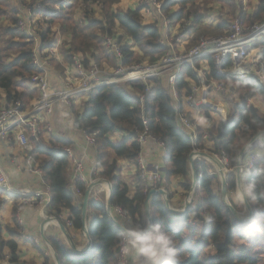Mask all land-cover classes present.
I'll use <instances>...</instances> for the list:
<instances>
[{
  "label": "trees",
  "instance_id": "obj_1",
  "mask_svg": "<svg viewBox=\"0 0 264 264\" xmlns=\"http://www.w3.org/2000/svg\"><path fill=\"white\" fill-rule=\"evenodd\" d=\"M203 1L164 0L162 14L170 24L179 23L189 17L194 18V24H197L201 19L200 4ZM11 2L12 0H0V99L2 100L0 109L2 105H9L15 101L24 103L26 98H33L35 91L31 90L28 84L30 78L39 72L32 65L31 41H28L16 27L19 21L18 7L22 2L14 5ZM30 3L31 9L37 5L43 7V11L48 16L44 17L48 18L47 21H43L47 27L41 39H45L53 24H59L63 34L66 32L71 38V48L67 49H72L71 54H84L85 66L95 62L100 68L105 69L107 66L104 65L110 62L115 68V60L104 47V37H113L120 43L123 67L156 63L167 52V47L160 44L157 25L142 23L143 14L140 7L117 13L113 8L120 3V0H76L70 5L61 4V0H31ZM174 8L177 9L172 12ZM237 17L248 25L263 23L264 0H259L251 14L242 16L238 14ZM5 22L7 26L4 25ZM219 27L226 32V26ZM116 30H120L118 32L122 35H117ZM216 34V31H211L200 35L204 38H212L211 36ZM65 55L69 61L70 55L67 53ZM143 60L149 62L142 63ZM261 60L264 63V42ZM100 61L107 63L102 65ZM197 66L194 65L196 68ZM211 73L208 80L219 82L228 87L232 93H238L239 101L233 103L227 118H219L216 122L209 118L208 112H205L210 127L205 131L197 129L195 141L179 129L177 114L180 108L177 110L172 107L168 90L162 86L161 79L150 82L148 91L143 84L106 85L97 89L82 104L83 112L75 117L74 126L96 140L98 170L95 177L108 181L112 186L110 206L112 212L117 208L129 219L145 224L144 202L148 193L154 189L147 188V182L143 181L136 171L137 185L134 193L130 194L129 188L119 177V161L124 160L136 166L142 150L137 138L145 129L166 145L167 172L161 188L171 178L180 177L184 180L181 188L185 192H189L191 187L188 181L189 156L193 151L208 153L212 157H225L227 169L233 170L241 151L259 133L264 132V115L248 106V101L257 97L264 101V81L261 82L255 76L236 80L231 77H220L214 71ZM262 73L264 75V69ZM185 78L195 86H199V79L191 65H185L176 81L180 99L182 92H185L186 97L192 94V86ZM141 95L145 97L142 106L139 102ZM117 132L122 134L121 141H111L110 136ZM32 143L33 149L29 154L41 170L42 179L50 193L48 213L59 218L63 211H68L71 227L81 231V207L76 202V195L69 188L67 180L69 162L62 152L69 144L55 138L47 142L33 140ZM195 167L197 179L194 199L184 216L167 211L161 196H154L150 201L152 222H160L166 230L174 234V239L177 241V264H262L264 158H261L250 171L241 174L243 192L252 209V217L244 222L237 221L223 204L220 185L217 184L218 175L211 166L202 160H196ZM249 185L252 186L250 193ZM75 189L80 196L86 191L81 183H77ZM226 191L234 210L237 213L242 212L243 205L240 202L235 205L231 198V194L236 193L234 176L226 178ZM88 210L95 214L87 227L91 240L89 251L75 254L70 252L65 244L49 239L59 263L119 264L118 254L121 244L117 235L118 229L108 217L105 206L100 202L90 201ZM191 218L196 221L195 225L187 223ZM2 232L0 225V262L20 264L16 255L17 243L13 240L4 241Z\"/></svg>",
  "mask_w": 264,
  "mask_h": 264
},
{
  "label": "built area",
  "instance_id": "obj_2",
  "mask_svg": "<svg viewBox=\"0 0 264 264\" xmlns=\"http://www.w3.org/2000/svg\"><path fill=\"white\" fill-rule=\"evenodd\" d=\"M163 3L164 0H139L143 17L157 15L164 24L168 25L169 22L162 14ZM61 4L70 5L71 1L61 0ZM31 5L30 1L27 4H19V21L16 27L32 44V65L39 72L30 78L28 86L35 91L36 97L29 106H25L21 101H15L0 109V142L15 138L18 145L28 154L25 164L38 175H41V170L29 154L33 149L32 141L38 142L42 137H51L52 126L47 118L58 106L70 111L77 102L83 104L97 89L106 85L143 84L145 90L148 91L150 82L165 79L169 96L173 100L175 109H178L180 101L176 81L185 65L209 60L217 75L236 80H244L252 75H258L259 71L263 69L260 61L261 48H258V45L264 41V22L244 26L241 22L234 21L227 25L226 34L212 38L201 37L189 53L180 57H177L173 50H169L158 62L153 64H133L128 67L117 66L115 69H103L94 63L85 66L77 56L70 55V64L64 76L62 78L54 76L57 79V86L54 87L51 85L48 75L54 73L52 61L59 60L58 52L64 45L63 32L61 26L56 23L57 25L51 26L45 39H41V35L45 33L47 27L43 24L44 17L48 16L40 5L36 4L34 9H31ZM181 25L182 23L179 24V30L187 38L190 32L188 26L185 24L180 27ZM103 43L108 54L115 61L121 63L123 53L120 43L113 37H104ZM215 91L221 95L227 93V89L221 83L216 84ZM144 100V95L139 96L140 106L143 105ZM186 102L191 107L197 105L192 97H189ZM143 123L145 126L146 122ZM177 123L179 129L188 138L193 141L197 139V128L190 118L179 112ZM80 131L85 144L96 149L95 138L82 130ZM137 141L140 145L152 142L156 145L158 154L166 155L165 143L151 136L147 129L139 134ZM62 152L71 165L74 182H85L83 161L76 158L70 148H64ZM213 158L220 162L227 173L235 172L236 167L233 170L227 169L225 157L213 156ZM261 158L264 156L251 154L241 164L240 174L250 171ZM135 168L139 172L140 178L147 182V188L162 189L161 185L165 182L164 176L157 169L149 167L141 155L137 158ZM0 190L4 193L13 192L8 178L1 170ZM73 192L75 195H80L76 190ZM21 195L25 194L21 193ZM109 216L114 222L118 219L123 221L128 218L117 208L113 212L110 208ZM187 223L195 225L196 221L191 218ZM67 226L71 227L72 224L68 222ZM118 261L119 264H125L120 248Z\"/></svg>",
  "mask_w": 264,
  "mask_h": 264
},
{
  "label": "crops",
  "instance_id": "obj_3",
  "mask_svg": "<svg viewBox=\"0 0 264 264\" xmlns=\"http://www.w3.org/2000/svg\"><path fill=\"white\" fill-rule=\"evenodd\" d=\"M225 2H227V0H210L207 3H204V1L201 2V19L199 22H197V24H194V18L192 17H189L186 20H182L179 23H169L168 25H166L157 15H154L153 19L150 15L151 17L149 21L151 22V24L157 25L160 35V43L165 47L168 46L170 50L174 51V48L172 46L178 49H180L181 47H188L195 41V39L197 43V41L199 40H197V38H201L203 36L200 35L201 33L205 35L210 31H216L217 34L211 37L226 34L227 25L229 22H225L226 14H224V12L222 11L221 5V3L224 4ZM128 9L133 10V8ZM176 9L177 8H174L172 12ZM181 23L182 25L180 27L185 24H187L188 26L190 32L187 38L179 30V24ZM220 25L226 26V32H223V29L219 27ZM135 52L137 53L136 50ZM55 62H58V64H60V66L63 68V72L59 73L57 69H54L53 67L54 73L48 75L49 81L54 87L57 86V79L54 76L57 75L58 77L62 78L68 68V64L61 57L59 58V60H55ZM195 65H198L197 68L194 67V65H191V67L194 74L199 79V86H195L193 82L185 78V80H187L192 86V94L186 97L185 92H182V98H179L180 105L178 109L180 108V111H178V113L181 112L185 114L195 123L197 129L205 131L210 127V123H208L206 119L205 112H208L209 118H211L215 122L218 121L219 118H227L228 114L231 111L233 103L239 101V94L232 93L230 89L225 86L224 87L227 89V93L221 95L215 91V86L219 82H215L212 79L208 80V77L212 74L211 72H215L214 67L211 66L212 63L209 60L197 61ZM117 66H122V62L119 63L118 61H115V67ZM263 69L259 71L258 75H252L258 77L261 82L264 81V75L262 73ZM161 83L162 86L167 89L165 79H161ZM2 96L3 94L1 93V97ZM189 97L193 98L194 102L197 104L196 106L191 107L189 104H187L186 100ZM1 101L2 100L0 99V103ZM170 102L172 107L175 109L172 98H170ZM4 106L6 105H2V107ZM248 106L255 108L261 115H264V101L261 98L257 97L249 100ZM82 109L83 105L81 102H77L74 105L73 109H71L70 111L59 106L56 107L52 115L47 118V121L52 126V135L51 137H42L40 140L47 142L55 138L58 140H63L69 144L67 148H70L72 150L76 158L83 161V175L85 177V182L79 183L83 184L87 190L91 183L101 178L95 177V173L98 170V158L96 149H94L93 147H88L85 144L81 131L74 126L75 117L83 112ZM201 121H203V123H201ZM121 138L122 134L119 132L114 133L110 136V139L113 142H120ZM141 146V158L149 167L157 169L163 176H165L167 172L165 155L158 154L156 151V145L152 142H147L145 145ZM205 154L209 155L208 153ZM251 154L264 156V134L260 136L259 140L253 146L246 149L242 159V164L249 158ZM27 156L28 154L18 145L15 138H12L10 141L0 142V170L8 178L10 188L13 191L11 193H4L0 190V225L3 229L2 238L4 239V241L13 240L17 243L18 248L16 251V255L18 256L20 263L24 264H45L46 262L47 264H56V253L50 245L49 239H55L56 241L65 244L72 253H75V250H77L81 252H78L76 254H83L82 250L86 248V246L88 245V241L83 235L82 229L81 231H76L72 227L67 226V223L69 222L68 211H63L62 215H60L59 218H56L48 213L47 207L50 202L49 189L42 179V172L41 175H38L33 173L31 169L27 167V165L25 164ZM196 160L202 159L199 158ZM214 160L217 161L222 167L217 159ZM202 161H204L205 163L207 162L205 160ZM207 164H209L216 173V169L214 168V166H212L209 162H207ZM119 167L120 179L129 188L130 194H133L137 185V182L135 180V166L132 163L121 160L119 161ZM67 180L70 189L72 191L76 190L75 186L77 182H74L73 180V174L70 164ZM188 181L190 182V185H192L191 171L190 176L188 177ZM242 181L243 180L241 178V195L238 192L237 184L236 193L231 194L232 201L235 203V205H237L239 202L243 205L242 212L238 213L241 215L246 213V208L244 207V204L242 202V198H246L243 192ZM183 182L184 180L182 178L174 177L171 178L168 183L165 184V186L161 189L167 195L168 207L171 211L184 210L185 205L188 201V194L190 193V190L189 192H185L181 188ZM217 184L220 185L221 190V180L219 177ZM21 193H24L25 195L23 196L21 195ZM75 197L78 205L82 207L83 196L76 195ZM107 197L108 189L105 185H101L95 187L92 190L90 194V201L102 203V205H104L105 209L107 210ZM193 199L194 194L192 196V200ZM170 213L178 215L177 212ZM94 216L95 214L89 212L87 207L86 230L88 224ZM144 221L145 223H148L145 214ZM62 227L64 229H62ZM72 246H74L75 249H73ZM6 263L7 262H0V264Z\"/></svg>",
  "mask_w": 264,
  "mask_h": 264
},
{
  "label": "clouds",
  "instance_id": "obj_4",
  "mask_svg": "<svg viewBox=\"0 0 264 264\" xmlns=\"http://www.w3.org/2000/svg\"><path fill=\"white\" fill-rule=\"evenodd\" d=\"M251 187L248 186L249 193ZM115 223L125 264H177V241L160 222L141 224L125 218Z\"/></svg>",
  "mask_w": 264,
  "mask_h": 264
},
{
  "label": "water",
  "instance_id": "obj_5",
  "mask_svg": "<svg viewBox=\"0 0 264 264\" xmlns=\"http://www.w3.org/2000/svg\"><path fill=\"white\" fill-rule=\"evenodd\" d=\"M263 135V133H259L253 140H251V142L241 151L239 158L237 160L236 163V169L235 172H226L224 171V169L219 165V163L217 161H215L211 156L206 155L205 153H201V152H196L193 151L190 156H189V165H190V171H191V176H192V185H191V189H190V193L188 194V201L185 205V208L183 211L178 212V211H171L168 207V198L167 195L165 194V192L163 190H152L148 193L146 200L144 202V214L146 216L147 222H152L151 219V215H150V201L154 196H161L164 203L166 204V209L169 212H177L179 215L184 216L192 202V196L194 194V189L196 187V179H197V175H196V167H195V161L196 159H202L205 160L207 162H209L212 166H214V168L216 169V173L218 175V177L221 180V196H222V202L223 204L228 208V210L231 212V214L235 217V219L239 222H244L249 220L252 217V209L249 206V203L247 201V199L245 197L242 198V202L244 204V207L246 208V213L241 215L238 214L234 208L231 206L228 196H227V191H226V178L229 176H234L235 177V181L237 184V188H238V192L241 195V174H240V167L242 164V159L244 156V153L246 151V149H248L249 147L253 146L260 138V136ZM101 185H105L108 189V197H107V202H106V208H107V215L110 218V206H111V199H112V187L110 185V183L108 181H105L103 179H99L94 181L93 183H91V185H89V187L87 188V190L85 191L84 195H83V203H82V207H81V224H82V233L85 236V238L88 241V245L86 246L85 249L82 250V253H86L89 251L90 249V237L88 235V232L86 230V213H87V207H88V203L90 202L91 198H90V194L92 192V190L97 187V186H101ZM112 221V220H111ZM114 226L118 229L117 224L112 221ZM62 229H64L62 227ZM73 249H75L74 246H72ZM81 252V251H77L75 250V254ZM55 259H56V264H60L59 263V259L57 257V255L55 254ZM20 264H24V263H20Z\"/></svg>",
  "mask_w": 264,
  "mask_h": 264
},
{
  "label": "rangeland",
  "instance_id": "obj_6",
  "mask_svg": "<svg viewBox=\"0 0 264 264\" xmlns=\"http://www.w3.org/2000/svg\"><path fill=\"white\" fill-rule=\"evenodd\" d=\"M29 1H31V0H12L11 3L13 5L16 4V3H21V2H22V4H27ZM70 1H71V4H74V2L76 0H70ZM204 1H207V0H204ZM138 2H139L138 0H120V3L117 4V6L115 8H113V9H114L115 12L121 13V12H124V11L128 10V8H133L134 9V8L139 7L138 6ZM258 3H259V0H229V2H225L224 4L221 3L222 11L224 12V14H226L225 22L231 23V22H234V21H239L244 26H248V23H244L243 21H241V18H238L237 15L240 14L242 16V15L251 14L254 11L255 7L258 5ZM223 6H224V8H223ZM150 17L151 16H146V15L144 17H142V23L145 24V25L151 24V22L149 21ZM153 18H154V16H152V19ZM47 19L48 18H44V21H47ZM80 24L84 25L85 23L84 22H80ZM4 25L7 26V23L5 22ZM118 31H120V30H116L115 33L117 35L121 36L122 33L118 32ZM63 38H64V45L59 49V54H60V55L58 54L59 58L60 57L63 58L64 61L68 64V66H69L70 62L66 59L65 53H67L69 55L77 56L82 62H84L83 61V58H85L84 54H77V53L71 54L72 53L71 52L72 49L71 50L67 49V47L71 48V46H70L71 45V38L69 37V35L66 32H65V34H63ZM171 41H172V39H171ZM263 42L258 45L259 46L258 48H261L260 61L262 63L261 64L262 68H264V63L261 60V54H262V51H263ZM195 43H196V40L193 43H191L188 47L187 46L186 47H181L180 49H178V48H176L174 46H172V47L174 48L175 55H177V57H180V56H183V55L189 53L193 49V47L195 46ZM166 50L168 52V50H170V48L167 46ZM167 52H165L164 55ZM148 62H149L148 60H143L142 61V63H148ZM105 63H107V62H103V61L101 62L100 61V64H102V65H104ZM94 64H96V63L94 62ZM192 65H195L194 62H193ZM52 66L54 67V69L56 68L59 73L63 72V68L60 66V64H58V62H55V61L53 62L52 61ZM104 66H107L106 69H115L114 65L112 63H110V62H108L107 65H104ZM35 97H36V94L31 99L26 98L24 100V103L23 102L22 103L25 106H29L30 104H32V102L35 99ZM262 133L264 134V132H262ZM172 225H174V224H172ZM261 249L263 250L262 253H264V246H262ZM262 258H263V263L262 264H264V254H263ZM6 264H11V263L7 262Z\"/></svg>",
  "mask_w": 264,
  "mask_h": 264
},
{
  "label": "bare ground",
  "instance_id": "obj_7",
  "mask_svg": "<svg viewBox=\"0 0 264 264\" xmlns=\"http://www.w3.org/2000/svg\"><path fill=\"white\" fill-rule=\"evenodd\" d=\"M214 107V106H213Z\"/></svg>",
  "mask_w": 264,
  "mask_h": 264
}]
</instances>
